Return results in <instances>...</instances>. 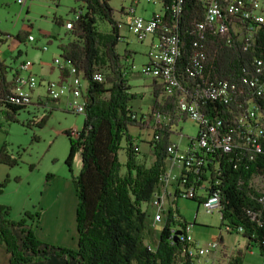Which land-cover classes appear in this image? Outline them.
Segmentation results:
<instances>
[{
  "label": "trees",
  "instance_id": "16d2710c",
  "mask_svg": "<svg viewBox=\"0 0 264 264\" xmlns=\"http://www.w3.org/2000/svg\"><path fill=\"white\" fill-rule=\"evenodd\" d=\"M75 1L81 2L78 6L80 14L68 28L67 40L60 41L58 47L62 57L60 73L65 75L67 66L72 65L76 73H82L87 80L85 115L77 137L70 136V129L65 130L69 140L65 161L69 169L76 151L81 160L78 172L71 179L77 197V246L51 245L40 240L33 227L39 220L40 211L24 209L18 218H13L7 203H0V242L9 251L12 263L37 259L50 246L56 254L66 253L82 264H193V257L187 252V240L172 242L170 236L172 223L177 220L184 225L183 217L174 216L170 206L165 211L163 226L155 236L148 209L143 206L150 203L160 182L159 175L166 167L170 125L177 122L174 98L172 95L160 96L162 85L153 78L147 119L138 118L130 107V99L135 93L130 90L125 77L126 63L121 61L130 55V51L120 54L115 48L119 33L113 8L107 0ZM202 3V0L182 2L179 33L185 46L184 59L191 48L192 26L203 18ZM57 21L61 22L59 18ZM102 21L109 23L108 30L99 28L98 23ZM24 33L20 30L16 37L21 39ZM201 49L204 52V76L228 79L252 55L264 56V33L257 36L255 44L245 46L239 42L227 44L222 34L208 31ZM97 70L103 74L101 79L92 76ZM6 71L7 64L0 59V106L6 118L15 120L17 109L24 105L12 101L10 87L14 84L15 72L7 79ZM258 103L264 118V97ZM156 111L169 115V122L154 121L153 112ZM46 116L43 114L40 121ZM130 124L153 128L149 140V153L153 158L148 165L137 158L138 146L130 133ZM121 148L125 150L124 171L120 170L122 163L118 157ZM232 155L229 152L221 157L222 180L218 184L221 222L229 225L227 230L236 231L242 226L241 234L247 238L248 245H258L263 259L261 264H264V226L251 219L247 212V208L257 209L259 204L243 185L238 184V179L246 177V172L242 163L234 166ZM0 159L11 161L3 147ZM50 174L47 173L46 178ZM218 242H221L220 236ZM242 256L243 252L237 250L222 264H240Z\"/></svg>",
  "mask_w": 264,
  "mask_h": 264
},
{
  "label": "built area",
  "instance_id": "2783aa9c",
  "mask_svg": "<svg viewBox=\"0 0 264 264\" xmlns=\"http://www.w3.org/2000/svg\"><path fill=\"white\" fill-rule=\"evenodd\" d=\"M139 1L127 0L116 10L118 15L114 18L119 37L120 30L124 28L138 40L148 37V60L142 64L141 72L161 83L163 92L160 96H173L177 115L174 125L184 114L197 127L196 134L190 135L185 148L170 140L166 167L160 173L157 191L150 199L155 207L151 223L162 217L164 200L172 194L196 198L207 211L218 208L220 212L221 157L230 152L233 153L234 166L242 163L245 168L246 177L239 178L238 184L243 185L259 204L257 209L247 208V212L251 219L264 226V118L258 103L264 97V56L252 55L228 79L210 78L203 74L204 52L201 49L208 31L222 34L227 44H255L257 36L264 33V0H202L203 18L192 26L191 48L186 59L183 58L185 46L179 33L184 0H147L159 4L148 15L136 11ZM79 14L80 9H73L71 15L64 19V25L71 28L73 19ZM28 40H34V36ZM41 47L46 48L45 45ZM54 60L59 67L62 60L58 57ZM32 64L27 58L20 62V68L29 72L16 74L10 87L13 102L29 104L32 90L42 85L45 93L37 91L39 103L48 98L59 100L66 93L65 106L71 111L84 112L87 80L82 73H76L75 68L69 65L68 72L65 75L59 73L58 80H45L32 73ZM102 75L99 70L92 74L95 79H101ZM153 119L165 124L169 122V115L156 111ZM172 128L170 125L171 132H174ZM77 134L78 128L70 130L71 137H77ZM191 225L187 221L177 227L180 232L176 238L177 228H171L170 236L172 242L187 240V252L193 257V264H199L203 255H213L219 242L211 240L199 244L187 233ZM225 227L228 229L229 225ZM241 230L243 227L238 226L236 231Z\"/></svg>",
  "mask_w": 264,
  "mask_h": 264
},
{
  "label": "rangeland",
  "instance_id": "374dc122",
  "mask_svg": "<svg viewBox=\"0 0 264 264\" xmlns=\"http://www.w3.org/2000/svg\"><path fill=\"white\" fill-rule=\"evenodd\" d=\"M113 8V16L121 4L127 0H107ZM80 1L75 0H0V59L7 64L6 78L12 77L15 69L25 75L27 69L20 68V62L25 58L32 61L30 70L37 77L45 80L59 78V67L54 58L62 60L58 44L68 38V27L64 25V19L72 13V8H78ZM159 7L158 3L140 0L136 11L148 15ZM60 19L59 23L57 19ZM25 28H22L24 27ZM100 29L108 30L109 23H98ZM24 30L21 39L16 37L17 32ZM26 31L28 33L26 34ZM121 36L115 45L118 53L125 50L130 55L122 58L126 63V79L130 84V90L135 97L130 99L131 109L137 117L146 118L152 99V78L141 72V66L148 60L146 54L147 39L138 40L127 28L120 30ZM28 35H33L34 40H28ZM45 45L43 49L41 46ZM60 63L59 62V66ZM85 84V80L82 79ZM37 91L44 92V86L35 87L32 90L31 102L17 109L15 120L6 118L0 106V149L3 147L11 161L0 159V203L9 205L10 215L17 217L24 209L37 208L41 211L44 196L47 191V182L52 180L53 186H59L65 176L72 184V177L79 170V154L75 155L70 164V169L65 161L69 140L66 129L79 128L84 119V112H75L65 106L66 93L56 100L46 99L38 102ZM44 96V95H43ZM44 98V97H43ZM45 100V98H44ZM47 114L40 121L39 118ZM153 122V120H152ZM151 125V122L149 123ZM173 125L174 132L168 137L185 148L190 135L196 134L197 127L190 117L178 120ZM176 127V129H175ZM133 141L138 146L137 158L148 165L153 156L149 153V140L152 137V127H139L129 125ZM181 132L180 133H178ZM124 144V140H122ZM140 146V147H139ZM124 148L118 151V157L124 171ZM169 166V161H166ZM51 173L49 178L46 174ZM73 186V185H72ZM172 188V185H169ZM171 190V189H170ZM150 217L155 212L151 203H144ZM165 210L162 217L153 224V234L156 236L162 228L165 220V211L171 206L173 215L191 223L187 233L199 244H206L211 240L221 237V242L216 247L213 255L207 254L200 257L199 264H222L224 260L237 250L243 252L240 264H261L262 255L257 244L247 246V238L240 231L227 230L226 222H221L218 208L207 211L200 201L188 198L184 195H168L164 200ZM41 207V208H40ZM173 228L180 226L175 220ZM225 252V255L224 253Z\"/></svg>",
  "mask_w": 264,
  "mask_h": 264
},
{
  "label": "crops",
  "instance_id": "0c3cea01",
  "mask_svg": "<svg viewBox=\"0 0 264 264\" xmlns=\"http://www.w3.org/2000/svg\"><path fill=\"white\" fill-rule=\"evenodd\" d=\"M14 72L16 76L20 70L15 69ZM76 152L79 154V151ZM79 162L81 164L80 154ZM47 183V191L44 196V203H42L43 208L40 207L39 220L33 224L36 236L51 245L76 248L78 240L75 215L76 192L66 176L57 182L59 186H53L52 180ZM20 215L21 212L14 218H18ZM8 252L5 245L0 242V264H82L80 260L68 257L66 253L56 254L50 246L40 254L39 258L26 262L12 263ZM43 254L45 255L43 256Z\"/></svg>",
  "mask_w": 264,
  "mask_h": 264
},
{
  "label": "water",
  "instance_id": "95a60500",
  "mask_svg": "<svg viewBox=\"0 0 264 264\" xmlns=\"http://www.w3.org/2000/svg\"><path fill=\"white\" fill-rule=\"evenodd\" d=\"M180 232V229H175V235H174V238H176L177 237V234Z\"/></svg>",
  "mask_w": 264,
  "mask_h": 264
},
{
  "label": "bare ground",
  "instance_id": "6f19581e",
  "mask_svg": "<svg viewBox=\"0 0 264 264\" xmlns=\"http://www.w3.org/2000/svg\"><path fill=\"white\" fill-rule=\"evenodd\" d=\"M28 39H33V35H29Z\"/></svg>",
  "mask_w": 264,
  "mask_h": 264
}]
</instances>
